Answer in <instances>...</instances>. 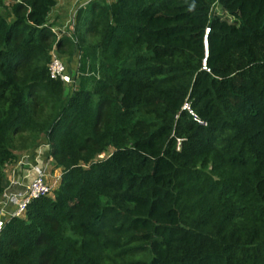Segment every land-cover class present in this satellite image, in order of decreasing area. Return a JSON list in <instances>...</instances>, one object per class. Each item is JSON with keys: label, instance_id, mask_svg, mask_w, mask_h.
I'll list each match as a JSON object with an SVG mask.
<instances>
[{"label": "trees", "instance_id": "1", "mask_svg": "<svg viewBox=\"0 0 264 264\" xmlns=\"http://www.w3.org/2000/svg\"><path fill=\"white\" fill-rule=\"evenodd\" d=\"M58 2L0 0V199L15 150L61 170L0 264H264V0H92L71 37Z\"/></svg>", "mask_w": 264, "mask_h": 264}, {"label": "built area", "instance_id": "2", "mask_svg": "<svg viewBox=\"0 0 264 264\" xmlns=\"http://www.w3.org/2000/svg\"><path fill=\"white\" fill-rule=\"evenodd\" d=\"M76 13L77 11L71 14L73 19L69 20L68 25L75 26V21L72 20L75 19ZM49 71L53 79H58L72 88H68L69 90L74 91L77 88L75 75L68 72L64 60L55 53L52 54ZM54 170L48 142L41 144L32 152H26L18 160L10 183L0 199V233L12 219L24 218L34 201L52 194L56 187L51 179H57V186L61 178V174ZM53 175L55 177H52Z\"/></svg>", "mask_w": 264, "mask_h": 264}, {"label": "rangeland", "instance_id": "3", "mask_svg": "<svg viewBox=\"0 0 264 264\" xmlns=\"http://www.w3.org/2000/svg\"><path fill=\"white\" fill-rule=\"evenodd\" d=\"M70 1L71 0H68V2L66 0H61V2L59 3L58 7H62L63 6V9H61V8H58L57 10L55 9L52 12L51 16H50V24H54L55 25L54 31H55L56 35H59L61 37L62 36L71 37L73 32H74V30H72L74 25L73 24L68 25L69 20L73 19L71 17V15H70V10H71V8H70L71 6L69 7ZM66 4H68V7H65ZM214 12L217 15H220L221 17H223L224 19H227L229 22L233 21L231 19V17H229L219 6H217L214 9ZM72 21H75V19L72 20ZM54 53L57 54L58 56H60L64 60L65 64L70 66V68H73L75 63L77 61H79V59H80V51H79V48L76 45L74 47H72V48H65L62 51H57L56 50ZM69 93H70V90L68 89L67 90V94H69ZM20 144L22 145V143L17 139V141H15V146L19 147ZM31 150L32 149H29V150H21V149H19V150H15V154L18 156V160H20V158L26 152L31 151ZM16 163L13 164V165H9L7 168H5L4 174H5V177H6V180H7V186L10 183V180H11V177L13 175V171H14V168L16 166ZM54 171H52V172H54ZM56 172H58V174H60L61 170H56ZM52 177H55V176L53 175ZM51 180H52V184H54L55 187L57 188L59 183H60V181H58V184L56 186L57 179L54 178V180H53V178H52Z\"/></svg>", "mask_w": 264, "mask_h": 264}, {"label": "crops", "instance_id": "4", "mask_svg": "<svg viewBox=\"0 0 264 264\" xmlns=\"http://www.w3.org/2000/svg\"><path fill=\"white\" fill-rule=\"evenodd\" d=\"M66 1L68 2V0H66ZM91 1H92V0H71V1H70V4H69V7L71 6V7H70V8H71V10H70V15H71L72 13L78 11V9H79L80 7L87 5V4H88L89 2H91ZM60 2H61V0H59V2H58L57 7L55 8L56 10H57L58 8L63 9V6H62V7H58ZM65 7H68V4H66Z\"/></svg>", "mask_w": 264, "mask_h": 264}]
</instances>
